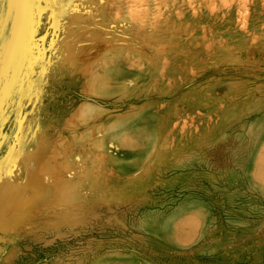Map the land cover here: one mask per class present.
Segmentation results:
<instances>
[{"label": "rangeland", "instance_id": "rangeland-1", "mask_svg": "<svg viewBox=\"0 0 264 264\" xmlns=\"http://www.w3.org/2000/svg\"><path fill=\"white\" fill-rule=\"evenodd\" d=\"M0 264H264V0H0Z\"/></svg>", "mask_w": 264, "mask_h": 264}, {"label": "bare ground", "instance_id": "bare-ground-1", "mask_svg": "<svg viewBox=\"0 0 264 264\" xmlns=\"http://www.w3.org/2000/svg\"><path fill=\"white\" fill-rule=\"evenodd\" d=\"M193 8V7H192ZM196 9V8H195ZM196 11V10H195ZM56 183H58L56 186L59 188L58 190H60V191H65V188L67 187L65 184L63 185V186H61V182L59 181L60 180V177H56ZM57 190V191H58ZM65 193V192H64Z\"/></svg>", "mask_w": 264, "mask_h": 264}]
</instances>
